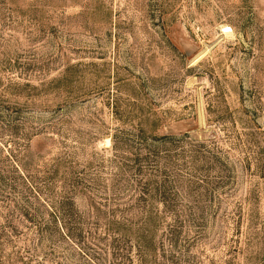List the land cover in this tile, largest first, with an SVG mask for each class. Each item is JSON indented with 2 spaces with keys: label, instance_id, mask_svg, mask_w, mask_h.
I'll list each match as a JSON object with an SVG mask.
<instances>
[{
  "label": "rangeland",
  "instance_id": "obj_1",
  "mask_svg": "<svg viewBox=\"0 0 264 264\" xmlns=\"http://www.w3.org/2000/svg\"><path fill=\"white\" fill-rule=\"evenodd\" d=\"M0 264H264V0H0Z\"/></svg>",
  "mask_w": 264,
  "mask_h": 264
}]
</instances>
